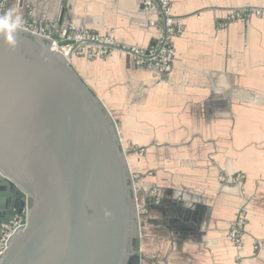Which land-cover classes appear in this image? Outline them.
Listing matches in <instances>:
<instances>
[{"label":"crops","instance_id":"0c3cea01","mask_svg":"<svg viewBox=\"0 0 264 264\" xmlns=\"http://www.w3.org/2000/svg\"><path fill=\"white\" fill-rule=\"evenodd\" d=\"M167 1L169 17L180 25L173 66L163 81L149 79L143 104L149 124L183 127L168 139L194 142L189 153L196 165L193 183H186L185 168L178 172L183 182L169 183L170 197L162 189L150 197L146 254L140 242V255L152 264H264V0ZM139 3L126 5L138 17L147 15L136 10ZM141 27L130 28L134 43L146 40H138ZM109 62L119 75L105 76L107 84L116 93L124 87L134 99L142 97L138 79L144 67L128 56ZM124 79L134 84L126 80L118 89ZM242 209L246 226L239 245L229 234Z\"/></svg>","mask_w":264,"mask_h":264},{"label":"water","instance_id":"95a60500","mask_svg":"<svg viewBox=\"0 0 264 264\" xmlns=\"http://www.w3.org/2000/svg\"><path fill=\"white\" fill-rule=\"evenodd\" d=\"M46 1L31 0L36 26L64 23L67 35L71 0ZM17 39L10 50L0 36V237L24 225L0 264H141L139 188L119 122L47 42L23 30Z\"/></svg>","mask_w":264,"mask_h":264},{"label":"rangeland","instance_id":"374dc122","mask_svg":"<svg viewBox=\"0 0 264 264\" xmlns=\"http://www.w3.org/2000/svg\"><path fill=\"white\" fill-rule=\"evenodd\" d=\"M12 1L11 5H7L6 0H0V13L13 7L18 14L23 15L24 26L41 27L46 31H50L52 36L56 38L66 35V30L63 29L64 23L59 25L58 23L48 24L41 22L39 26H36L33 16L36 9L32 6L30 0ZM20 1L21 3H26L23 8L18 5ZM117 2V0H71L66 13L69 19V32L66 36L75 41L73 49L76 64H74L75 62H72L73 64L69 63L81 78L83 76L86 80L87 78L89 79L91 86L97 91L96 96L101 95L99 98L102 99L107 112L120 124L119 135L123 148L127 153L126 161L131 172V186L139 188V192H133L132 196L137 206L141 242L143 244L142 253L144 256L146 254L144 244L147 218L144 192L151 187L147 193V197L150 199L153 194L159 193V189H162L167 197H170L173 191L170 190L169 183L176 184L177 187L180 182H183L181 179L184 175H179L178 172H184L185 168L187 169L185 171L188 177L185 180L186 183H193L196 159L192 153H189L194 147V142L171 141L168 139L169 132L178 135V133L182 132L183 127L152 125L148 123L152 119L150 120L146 116L147 110L143 103L148 81H151L149 79L163 81L172 69L168 73L157 76L144 66L146 72L141 73V78L140 80L138 79V87L142 90L143 95L142 97L138 96L137 99L127 93L128 89L124 90V87L121 88L128 79L121 81L122 84L118 87V89H121L117 93L111 87L112 84H107L108 81L110 83V79H106L105 76L117 78L119 75V69L109 62L110 59L128 56L139 61V57L135 56L134 53L138 52L144 55L145 51H149V45L159 39L164 32L162 27L163 18L165 23L168 20L176 23L175 20L169 17V9L165 8V10H162L160 4L159 10H156L153 0H140L136 10H141L140 6L143 4L144 9L142 11L147 14L140 17L128 9V5H126L128 0H121V4ZM46 3V7L50 8L52 0L50 2L46 1ZM62 7V4H60L57 20ZM151 13L153 17L150 16ZM88 18L92 20L90 23L87 20ZM136 19L138 21H135ZM136 22L138 25L143 26L140 28L141 31L138 38V40L146 38L142 44H137L132 39L130 40L132 36L130 28L134 27L137 24ZM96 24L101 27L97 28ZM120 37H124L126 40L123 41ZM129 54L133 55L130 56ZM83 69H86V73L83 72ZM88 74L89 77L87 76ZM127 82H133L131 85L134 84L133 80H128ZM117 83L120 84L119 81ZM163 134L165 136L164 139L161 138ZM234 180L239 181L240 177H236ZM245 226V211L242 209L238 212L229 234L235 243L239 244L241 242ZM141 264L152 263L146 262L145 258H143L141 259Z\"/></svg>","mask_w":264,"mask_h":264},{"label":"built area","instance_id":"2783aa9c","mask_svg":"<svg viewBox=\"0 0 264 264\" xmlns=\"http://www.w3.org/2000/svg\"><path fill=\"white\" fill-rule=\"evenodd\" d=\"M158 1H159L158 5L160 6L161 4L162 10H165V8L169 9V5H168L169 3L167 0H158ZM23 31L29 33L30 35L38 39L47 42L50 46L51 51H53L56 54L63 56L66 50H71L74 56V49H73L74 45L65 46V47L58 46V43L60 41H64V40L74 41V39H71L69 36L63 35L60 38H56L55 36H52L50 31H46L41 27L32 28V27L24 26ZM179 33H180V25L176 24L171 20H168L165 23V29L163 34L159 37V39H157L153 47L149 49V51H146V54L141 55L138 52L134 53V55L139 57L138 59H140L139 61L137 60L136 63L138 65H142L143 67L146 66L147 69H149L153 74L157 76L170 72V70L172 69V64H173L172 61L174 57V49L172 43L174 37ZM23 225L24 222L21 219H19L13 224L12 228H6L5 232L0 237V257L6 251L7 243L11 235L14 233V231L18 230Z\"/></svg>","mask_w":264,"mask_h":264},{"label":"clouds","instance_id":"9594fccd","mask_svg":"<svg viewBox=\"0 0 264 264\" xmlns=\"http://www.w3.org/2000/svg\"><path fill=\"white\" fill-rule=\"evenodd\" d=\"M24 17L18 14L16 9L10 7L7 11L0 13V36L10 50H14L18 44V34L24 28ZM105 216H111V212L106 211Z\"/></svg>","mask_w":264,"mask_h":264},{"label":"bare ground","instance_id":"6f19581e","mask_svg":"<svg viewBox=\"0 0 264 264\" xmlns=\"http://www.w3.org/2000/svg\"><path fill=\"white\" fill-rule=\"evenodd\" d=\"M89 21H92V20H90L89 19ZM65 29H69V25L68 24H66V28ZM79 43H81V42H79ZM65 54L63 55V57L67 60V61H69L70 63H74L75 62V56H73V53H72V51L71 50H66V52H64ZM121 57H123V56H121ZM123 59V58H122ZM72 63V64H73ZM74 64H76V62L74 63ZM137 192H139V191H137ZM140 242H141V240H140Z\"/></svg>","mask_w":264,"mask_h":264}]
</instances>
